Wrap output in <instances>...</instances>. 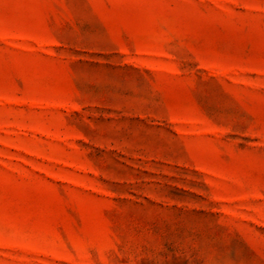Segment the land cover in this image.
<instances>
[{"label":"rangeland","instance_id":"obj_1","mask_svg":"<svg viewBox=\"0 0 264 264\" xmlns=\"http://www.w3.org/2000/svg\"><path fill=\"white\" fill-rule=\"evenodd\" d=\"M0 264H264V0H0Z\"/></svg>","mask_w":264,"mask_h":264}]
</instances>
